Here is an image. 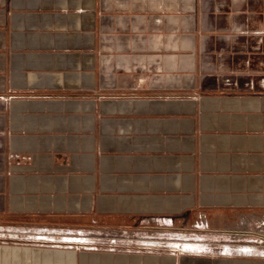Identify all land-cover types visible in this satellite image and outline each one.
I'll return each mask as SVG.
<instances>
[{
	"label": "crops",
	"instance_id": "crops-1",
	"mask_svg": "<svg viewBox=\"0 0 264 264\" xmlns=\"http://www.w3.org/2000/svg\"><path fill=\"white\" fill-rule=\"evenodd\" d=\"M195 2L0 0V264H264V89H204ZM173 225L208 240L135 238Z\"/></svg>",
	"mask_w": 264,
	"mask_h": 264
},
{
	"label": "rangeland",
	"instance_id": "rangeland-1",
	"mask_svg": "<svg viewBox=\"0 0 264 264\" xmlns=\"http://www.w3.org/2000/svg\"><path fill=\"white\" fill-rule=\"evenodd\" d=\"M192 4H197L195 0H189ZM215 15L210 17L207 22H204L203 17L200 16L202 21L200 24L201 29V44L200 52H232L224 56L223 59L211 58L208 54L204 58L206 71L203 72L205 76L204 89H214L219 84L221 89L236 88L239 83L250 81L255 84V87H261L264 89V0H215ZM186 2V0H185ZM205 5V4H204ZM238 6L239 8H236ZM195 8V5H194ZM201 12L203 13L202 7ZM196 8L192 12L185 8L184 13V36L185 47L183 52H193L192 47H188L189 42L187 39L190 36L189 31L196 29L195 24ZM211 16V15H210ZM188 17L193 18V23ZM191 25V26H190ZM209 25V29L207 26ZM191 27V28H188ZM248 58V61L242 63L243 58ZM185 64L188 63L186 56L184 57ZM215 61L220 64L221 68L224 64L234 66V71L213 73L210 71V65ZM213 68V67H212ZM173 226H169L166 229L163 226V231L155 233H142L137 232L135 238L140 241H153L164 242L169 246H179L187 243H203L208 239L200 236V234L193 235L191 233H180L175 230ZM21 230L22 233L28 232V234H22L20 232L13 233L16 237H33L30 231H36L38 229ZM40 231V230H39ZM45 231V230H42ZM53 233V232H52ZM61 233V234H58ZM4 232H0L3 235ZM22 234V235H21ZM132 234H119L114 232H99L91 234L88 232H62L56 231L52 236H46V239L53 241L63 242H102V241H119V239L127 241ZM22 237V238H23ZM33 239V238H32ZM81 239V240H79ZM5 240V239H3ZM34 240V239H33ZM264 244V240L261 241ZM243 247V246H241Z\"/></svg>",
	"mask_w": 264,
	"mask_h": 264
},
{
	"label": "bare ground",
	"instance_id": "bare-ground-1",
	"mask_svg": "<svg viewBox=\"0 0 264 264\" xmlns=\"http://www.w3.org/2000/svg\"><path fill=\"white\" fill-rule=\"evenodd\" d=\"M194 244L195 243L186 244V245L182 246L180 249L183 250V251H191V250L193 251L196 248V247H194L195 246ZM247 250L249 251L248 248H247Z\"/></svg>",
	"mask_w": 264,
	"mask_h": 264
},
{
	"label": "built area",
	"instance_id": "built-area-1",
	"mask_svg": "<svg viewBox=\"0 0 264 264\" xmlns=\"http://www.w3.org/2000/svg\"><path fill=\"white\" fill-rule=\"evenodd\" d=\"M39 238H40V237H39ZM44 239L47 240V239H46V236H44ZM79 240H81V239H79ZM73 243H75V244H79V245H83V244H84V242L81 243V242H71V241H69V242H65V245H67V246H68V245H69V246H73V245H74ZM85 243L88 244V242H85ZM87 244H84L83 247L87 246Z\"/></svg>",
	"mask_w": 264,
	"mask_h": 264
}]
</instances>
